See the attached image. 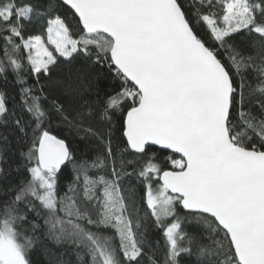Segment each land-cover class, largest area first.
I'll return each mask as SVG.
<instances>
[{
    "label": "snow or ice",
    "instance_id": "1",
    "mask_svg": "<svg viewBox=\"0 0 264 264\" xmlns=\"http://www.w3.org/2000/svg\"><path fill=\"white\" fill-rule=\"evenodd\" d=\"M0 264H264V0H0Z\"/></svg>",
    "mask_w": 264,
    "mask_h": 264
}]
</instances>
